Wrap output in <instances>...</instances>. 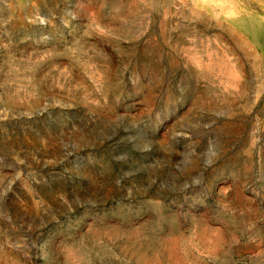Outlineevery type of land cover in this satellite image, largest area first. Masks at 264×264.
Listing matches in <instances>:
<instances>
[{"label": "rangeland", "instance_id": "1", "mask_svg": "<svg viewBox=\"0 0 264 264\" xmlns=\"http://www.w3.org/2000/svg\"><path fill=\"white\" fill-rule=\"evenodd\" d=\"M0 264H264V0H0Z\"/></svg>", "mask_w": 264, "mask_h": 264}]
</instances>
